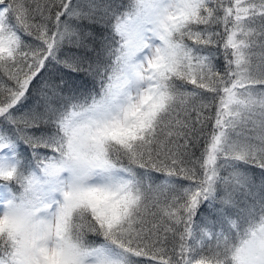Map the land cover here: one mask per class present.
Masks as SVG:
<instances>
[{"label":"snow or ice","instance_id":"snow-or-ice-1","mask_svg":"<svg viewBox=\"0 0 264 264\" xmlns=\"http://www.w3.org/2000/svg\"><path fill=\"white\" fill-rule=\"evenodd\" d=\"M0 264H264V0H0Z\"/></svg>","mask_w":264,"mask_h":264},{"label":"trees","instance_id":"trees-1","mask_svg":"<svg viewBox=\"0 0 264 264\" xmlns=\"http://www.w3.org/2000/svg\"><path fill=\"white\" fill-rule=\"evenodd\" d=\"M157 178H160L162 174L156 173Z\"/></svg>","mask_w":264,"mask_h":264}]
</instances>
